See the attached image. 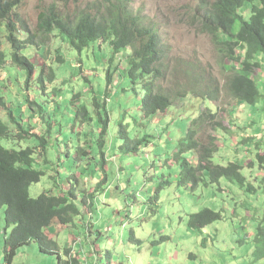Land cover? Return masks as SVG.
Here are the masks:
<instances>
[{
  "label": "rangeland",
  "instance_id": "1",
  "mask_svg": "<svg viewBox=\"0 0 264 264\" xmlns=\"http://www.w3.org/2000/svg\"><path fill=\"white\" fill-rule=\"evenodd\" d=\"M11 1L20 3L16 15L33 32L40 9L57 5L59 10L72 13L92 0ZM203 1L215 0H131V6L159 30L163 42L170 46L169 63L175 77L184 82L188 66L193 63L197 69L191 71V77L203 73L218 80L222 87V100L216 106L189 94L186 98H178L164 116L161 114L152 119L143 118L141 101L130 91L127 90L126 96L117 95V92L123 93L122 88L129 86V81L123 80L127 66L123 62L129 53L110 59L113 52L105 44L100 48L92 43L78 54L69 47L66 40L52 38L44 47L27 49L24 55L35 66L36 73L43 71L44 77H47L49 69L53 71L52 80L44 78V92L39 89L40 85L36 84L34 78L26 93L25 74L12 65L8 64L4 70H0V97H3L6 108L14 114L18 124L23 127H41L44 131L38 133L47 134L50 143L57 140L56 146L48 147L47 157L50 163L40 166L46 170V176L30 188L32 197H38L50 189L55 190V179L50 178L54 174L53 170L61 173L63 186L70 188L69 181L65 180L69 174L66 168L69 165L77 166L75 152L79 147L85 146L80 141L85 129L75 120L78 106H85L89 110L95 124L98 118L91 110L93 99H97L101 105L106 102L110 118L106 140L110 155L120 142L119 136L125 133L121 124H124L130 137L145 133L151 135L150 144L139 153L131 155L118 151L119 158L108 164V182L105 185L107 194L103 195L105 187H99L95 193L99 196L93 200V212L90 208L84 209L82 205L85 215L76 220V227L64 229L60 236L55 237L62 249L72 250V255L77 256L79 264H86L90 260L91 263L100 264L102 257L105 264L109 252L113 254L115 264H264L263 238L256 240L258 228L264 230V183L252 181L258 188L256 194L245 191L226 178L221 179L218 184L206 186L200 182L198 186L192 187L182 180L180 165L170 158L174 148L180 149L184 142L185 131L191 126V121L198 118L206 107L213 111L219 107L217 119H206L207 122L198 126L199 140L208 143L211 135H214L220 141L219 151L213 158L215 165L226 166L236 161L242 163L245 166L243 174L249 183V175L251 171H255H250L245 161L246 155L251 157L253 154L245 148L243 139H240L250 130L248 127H264V112L250 113L251 107L241 106L229 98V74H225L211 38L199 32L192 19ZM17 35L21 38L19 30ZM59 55L63 59L61 64L56 62ZM109 69L113 76L111 81L114 80L116 84L118 80L119 83L123 81L122 88L118 87L119 84L115 86L116 92L114 88H110V91L106 89ZM256 75H260L258 77L264 81L261 70ZM80 77H88L91 88L86 87ZM204 82L200 79L197 89L202 90ZM261 88H264V82ZM25 99L36 102L50 112L47 114L50 126L45 127V122L42 123L39 119L37 123L30 125L34 114L29 110L30 105ZM258 108L264 109V100ZM35 111L39 109L36 107ZM0 114L8 123L6 112L1 109ZM219 122L225 130L212 126ZM94 124L88 127H98V124ZM11 127L14 129L12 125ZM73 127L76 128L73 130ZM260 131L263 139L264 131ZM36 143L38 142L35 140L17 141L14 147L12 143L0 138L1 145L15 150L25 149ZM262 148L264 149V144ZM185 156L192 157L190 154ZM89 167L90 169L85 170L83 179L80 178V188L92 192L90 188H97L104 172L93 173V163ZM258 172L259 169L254 175ZM205 208L220 212L222 219L202 229H191L190 214ZM4 213L5 208L0 209V264H4L5 238L12 230L7 228ZM90 223L94 224L93 230H99L103 236L98 238V232H95L92 237L95 246H92L87 237L85 244L81 245L78 238L87 235V225ZM131 235L142 240L141 246L129 240ZM13 264L59 262L57 254L43 253L39 245L32 243L17 251Z\"/></svg>",
  "mask_w": 264,
  "mask_h": 264
},
{
  "label": "trees",
  "instance_id": "2",
  "mask_svg": "<svg viewBox=\"0 0 264 264\" xmlns=\"http://www.w3.org/2000/svg\"><path fill=\"white\" fill-rule=\"evenodd\" d=\"M19 6L20 3L17 1L0 0V70H4L10 64L14 69L24 73L25 90L35 78L36 84L40 85L39 89L44 92V78L52 80L54 74L51 69L47 77H44L43 71L40 74L36 73L35 66L24 52L29 48L44 47L52 38H60L61 41L66 40L69 47L78 54L92 43L100 48L102 44L107 45L113 52L110 59H117L122 53L124 55L129 53L123 62L127 63L123 80H128L129 86L122 88L123 81L119 83L118 80L119 85L114 80L111 81L113 76L109 69L106 89L110 91V86L112 88L120 86L123 93L117 92L119 97L126 96L127 90L130 91L138 101H141L142 117L145 119H152L161 114L164 116L178 98H186L189 94L209 101L215 106L222 100V87L214 76L202 73L191 77V71L197 69L193 63L188 66L184 82L175 77L169 63L170 46L163 42L159 30L151 22L132 9L131 0H92L72 13L59 10L57 5H51L39 10L37 26L33 32L23 19L16 15ZM192 19L198 31L211 38L219 53L223 70L225 74H229L227 81L229 98L257 112L264 100V88H261L263 83L260 84V79H255L256 72L261 70L264 63V0L203 1ZM18 30L23 39L17 35ZM56 62L57 64L63 62L60 55L56 57ZM80 78L86 87L91 88L88 77ZM200 79L205 81L202 90L197 89ZM89 91L92 92L91 89ZM108 96L106 98L109 100ZM25 101L29 103V110L34 114L31 119L34 120L36 117L37 121L39 119L42 123L45 122V127L50 126L47 123V120H50L47 114L50 112L36 102H30L28 99ZM36 107L39 109L37 112ZM91 107L98 118L95 124L94 118L85 106H78L77 109L75 120L85 129V134L80 140L85 146L79 147L75 152L77 166L69 165L66 168L69 174L65 180L69 181L70 188L64 190L58 187L60 189L58 193L47 191L38 197H32L30 188L40 183L46 176V170L40 166L50 163L47 157L48 147L56 146L57 140L50 143L47 134L33 131L37 127H23L18 124L14 114L6 108L3 97H0V111L1 109L5 111L9 118V122L6 123L0 114V138L12 143L14 147L17 141L38 142L20 150L8 149L0 144V209L5 208L7 228H12L5 238L4 264H13L17 251L32 243L39 245L43 253L57 254L59 264H79L77 256L72 255V250L62 249L57 240L51 239L46 231L56 220L67 228L76 227V220L85 215L83 207L84 209L93 207L88 205V202L93 201L98 188H104L108 182L105 174L98 182L97 188L92 189L94 193L86 188H80L81 179L76 174L80 170L78 160H83L86 163L85 167L93 163L104 169L107 164L109 147L106 137L110 130L108 107L106 102L101 105L95 98ZM219 110V107L214 111L206 107L198 118L192 120L191 126L185 131V140L181 143L180 149L174 148L170 158L180 165L182 180L190 183L192 187L198 186L200 182L206 186L218 184L221 179L226 178L237 183L245 191L256 193L255 186L248 183L247 177L243 174L244 165L238 162H231L226 166L214 164L213 158L219 151V141L214 135H211L208 143L201 142L198 138V126L205 123L206 119L207 121L217 119ZM32 123L33 121H30V125ZM91 124H98V127H88ZM212 126L225 130L220 122ZM75 128L73 127V130ZM121 128L125 132L118 138V141L120 140L118 148L122 152L139 153L143 147L150 144L149 133L130 137L124 124H121ZM250 140L252 139L245 138L243 143L250 144ZM94 147L99 159L95 158L96 155L92 152ZM249 150L253 154V159L246 160V163L250 170L257 167L263 172L264 183V149L256 143ZM185 154L192 157H186ZM68 155L71 154L68 152ZM93 159L96 160V164ZM53 172H55L53 175L60 178L59 184L63 183L61 173L54 170ZM56 176H53L54 179ZM221 219L220 212L205 208L198 213L190 214L189 226L191 229H202ZM93 227L94 224L87 225L86 237L92 246H95L92 237L98 232L99 238L101 232L94 231ZM260 238H263L264 242V230L259 227L256 240ZM129 240L139 246L142 244V240L137 239L135 235H131ZM103 260L104 257L100 259V264H103ZM114 261L113 254L109 252L105 264H115Z\"/></svg>",
  "mask_w": 264,
  "mask_h": 264
},
{
  "label": "crops",
  "instance_id": "3",
  "mask_svg": "<svg viewBox=\"0 0 264 264\" xmlns=\"http://www.w3.org/2000/svg\"><path fill=\"white\" fill-rule=\"evenodd\" d=\"M264 63L262 64V67H261V72L263 73V75H261V76H264ZM258 76H260V75H255V79H259L260 77H258ZM262 80H263V77H262ZM260 84L261 83H263L264 81H261V78H260ZM241 106H246V105H241ZM248 106H246V108H247ZM250 113H253V114H257V113H263L264 112V110L263 109H258V111L257 112H255V110L253 109V108H251L250 109V111H249ZM244 115H246V110H244ZM33 122L34 123H36L37 122V120H36V117L34 118V120H33ZM33 124V123H32ZM32 128H35V127H32ZM248 128H250V130L249 131H246L243 135H242V138L240 139V140H244L245 138H254V139H252L254 142H251L252 140H250V144H247V145H245L246 147L245 148H247V149H250L251 147H254L255 146V144L257 143V144H260V146L261 147H263V144H264V138L262 139L261 137H263V135L261 134V131L260 130H263L264 131V127H248ZM42 128L41 127H37L35 130H33L34 132H36V133H38V131L39 130H41ZM227 136V135H226ZM221 138V137H220ZM256 138H258V140L256 141ZM219 143H220V141H219ZM115 152L112 154V155H110V153L107 155V159H106V161H107V164H106V167L104 168V169H101V166L100 165H94V170H92L93 171V173H95V171L97 172V171H102V172H104V176H105V174H107V170H108V164H110V163H113V161H116V159L117 158H119V154H118V151H119V148H118V143L115 145ZM96 149H95V147H94V149H93V154H95L96 155V157L95 158H97V159H99V157H98V152H96L95 151ZM112 151V150H111ZM109 152V151H108ZM125 154H127V153H125ZM134 154V153H133ZM132 155V154H131ZM84 159V158H83ZM242 159H244V158H242ZM246 159L247 160H250V159H253V155L250 157L249 155H246L245 156V161H246ZM94 160V159H93ZM92 161V160H91ZM99 161V160H98ZM241 161H243V160H241ZM78 162H80V170H78V172L76 173V174H78V176H80V178H82L83 179V176H84V172H85V170L87 169H90V167L87 165L86 167H85V165H86V163H84V161L83 160H78ZM194 162H196V161H194ZM237 162V161H236ZM94 163L96 164V160H94ZM241 165H243L242 163H240ZM119 170V169H118ZM252 170H255V171H251V174L249 175V181L251 182L250 184H252L253 186H255L253 183H252V181H257V180H259L260 182L262 181V178H263V172L262 171H260V172H258L256 175H254V173L255 172H257V167L256 168H254V169H252ZM55 173V172H54ZM79 173H80V175H79ZM56 176V175H52V176H50V178H52V179H54V177ZM58 176V175H57ZM56 176V177H57ZM108 176V175H107ZM93 177H94V175H93ZM87 179V178H86ZM56 180H57V182H56ZM88 180L90 181V178H88ZM59 182H61L59 179H55V181H54V183L56 184V187H57V189H56V187H55V190H49L48 192H50V193H53V194H55V193H58L59 191H60V189L62 188V189H64V190H68L66 187H64L63 186V184L61 183V184H59ZM249 183V182H248ZM58 187L60 188V189H58ZM94 188H96V187H91L90 189H94ZM255 188H256V193L258 192V188L255 186ZM105 190H104V193H103V195H105V194H107V188L105 187L104 188ZM47 192V191H46ZM92 192H94L95 193V191L94 190H92ZM256 193H254V194H256ZM99 195H96V197H95V199L98 197ZM88 205H93V207H94V203H93V201H89L88 202ZM93 207H90V210L93 212ZM89 208V207H88ZM64 229H67V227H65V226H63L58 220H56V221H54L53 222V224L50 226V228L48 229V231H46V233H47V235L51 238V239H55L56 240V236L58 237V236H60V234L62 233V231L64 230ZM51 232H54V234L53 233H51ZM103 235H102V233H101V235H100V237H102ZM85 237L86 236H83L82 235V237H79L78 238V240H80V244L82 245V244H85ZM76 239V238H75ZM88 241H90V240H88ZM82 264H84L83 262H81ZM86 264H92L91 263V260H90V262H88V263H86Z\"/></svg>",
  "mask_w": 264,
  "mask_h": 264
},
{
  "label": "clouds",
  "instance_id": "4",
  "mask_svg": "<svg viewBox=\"0 0 264 264\" xmlns=\"http://www.w3.org/2000/svg\"><path fill=\"white\" fill-rule=\"evenodd\" d=\"M110 88L112 89V87L110 86ZM115 91V88L113 89Z\"/></svg>",
  "mask_w": 264,
  "mask_h": 264
}]
</instances>
